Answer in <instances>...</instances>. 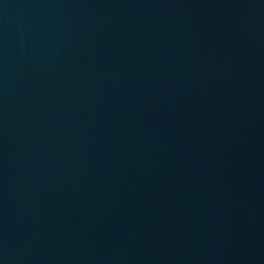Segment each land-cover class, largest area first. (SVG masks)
Instances as JSON below:
<instances>
[{
	"label": "water",
	"instance_id": "1",
	"mask_svg": "<svg viewBox=\"0 0 264 264\" xmlns=\"http://www.w3.org/2000/svg\"><path fill=\"white\" fill-rule=\"evenodd\" d=\"M0 264H264V0H0Z\"/></svg>",
	"mask_w": 264,
	"mask_h": 264
}]
</instances>
